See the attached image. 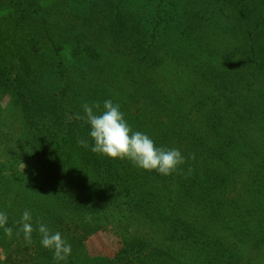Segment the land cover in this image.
Masks as SVG:
<instances>
[{
	"label": "trees",
	"instance_id": "1",
	"mask_svg": "<svg viewBox=\"0 0 264 264\" xmlns=\"http://www.w3.org/2000/svg\"><path fill=\"white\" fill-rule=\"evenodd\" d=\"M148 1L136 0L141 7ZM28 7V0H0V18H7L0 20L1 36V24L15 37L22 24L40 18ZM157 15L141 18L140 25L147 21L142 38L0 42V100L7 99L0 108V141L11 133H3L8 109L21 139L15 155L9 153L15 137L0 145V212L16 235L19 210L33 202L10 209L9 200H45L43 207L55 200L51 211L59 215L32 218L29 245L44 248L37 222L60 232L71 254L59 264H232L246 235L264 245V98L255 97L257 88L248 83L255 49L241 38H228L219 51L203 38H156ZM46 31L43 26L38 35ZM109 99L133 132L195 159L164 176L93 153L90 125L73 117L84 115L85 103H99L94 111L102 112ZM13 159L26 167L22 174ZM123 210L134 217L117 221ZM111 224L120 232L119 252L113 259L88 257L84 241ZM2 235L0 228V247ZM44 252L34 256L35 264H57L51 250Z\"/></svg>",
	"mask_w": 264,
	"mask_h": 264
},
{
	"label": "rangeland",
	"instance_id": "2",
	"mask_svg": "<svg viewBox=\"0 0 264 264\" xmlns=\"http://www.w3.org/2000/svg\"><path fill=\"white\" fill-rule=\"evenodd\" d=\"M167 1L166 5H164V0H153L152 3L148 1L141 7L136 0H121L120 2L118 0H28L29 10H39L40 18L22 24L15 37L8 33L9 28L6 31L5 25L1 24L4 27L2 28L4 35H0V42L7 38H54L64 45H72L83 38L86 40L89 38L88 40L92 41H95V38L99 41L103 38H142L140 29L142 24L147 21L145 19L140 25L141 18L149 17L150 13L157 12V16H160L162 21L159 20L161 25L156 28V38H203L204 44L218 51L228 38H241L242 41H246L248 48L252 46L255 49L257 57L251 69L254 75L248 82L249 88L250 90L257 88V92H254L253 95L255 97L261 95L263 99L264 0ZM169 8L173 10L171 14ZM116 9L121 11L119 18L116 17ZM6 12L3 14L5 15ZM166 13L170 14V17L166 16ZM175 14H177V18L171 16ZM6 19L0 18L4 22ZM43 26L47 27L46 34L38 35ZM159 44H162L161 40H159ZM259 57L261 60L258 59ZM119 58L121 57L117 56L115 67L119 66ZM120 86L121 84H116L114 88L120 90ZM6 105L7 99L2 98L0 108H5ZM7 115L4 114L7 122L3 133H8L9 130L11 133L0 141V145L9 146V137H11V141L15 137L14 143L11 144V152L9 151L12 155L21 149H15L21 143V139L18 138L20 135L18 121L15 120L13 124L10 119L13 117V111L8 109ZM13 160L15 172L22 174L26 167L21 165L19 159ZM235 178L237 177L232 176L231 180L234 181ZM9 202L10 209L21 203L29 205L33 202L31 208H27L33 219L40 215L43 216L42 219L59 215V213L51 211L56 205L53 204L56 202L55 200L53 203L49 202L45 205L49 210H45V206L43 207L45 200L44 202L43 200H9ZM19 212V216H22L24 210L21 208ZM132 216L123 210L115 214L114 218L123 222ZM133 229L136 232V229ZM138 230L141 231V228L138 227ZM130 232L133 231L130 229ZM119 233L116 224H111L92 233L83 243L85 254L90 258L113 259L122 247ZM2 238L4 241L3 246L0 247V264H10L12 260L14 261L12 264H35L34 256L46 254L44 251L47 249L45 248L41 247L42 250H39L37 246L25 245L22 236L12 235L9 238L2 235ZM258 241L260 240L253 237L252 234L246 235L239 248L235 249L237 262L234 263L232 260V264H264V245ZM235 253L232 251L234 258ZM229 255L231 253L226 255V258ZM221 260L224 261L225 257Z\"/></svg>",
	"mask_w": 264,
	"mask_h": 264
},
{
	"label": "clouds",
	"instance_id": "3",
	"mask_svg": "<svg viewBox=\"0 0 264 264\" xmlns=\"http://www.w3.org/2000/svg\"><path fill=\"white\" fill-rule=\"evenodd\" d=\"M100 104L95 103L83 105L84 115L75 114V120H84L90 125L89 135L94 142L91 151L96 154L107 156L111 159H127L138 168L153 171L168 176L175 172L181 165L185 164L186 159H195L194 154L189 157L182 155L177 148L166 149L156 147L154 141L145 133L140 131L133 132L124 114L120 110L119 104H114L112 100L103 102V111L97 112ZM78 144L88 147V143L80 139ZM191 169L189 168V172ZM89 215L86 220H91ZM8 217L0 212V228L6 236L11 238L13 229L6 227ZM31 212L25 210L21 220L18 222L19 230L17 237L23 234V239L27 244L32 243L33 227L31 224ZM38 232L41 235L40 243L48 250L53 252V259L59 264L60 261H66L71 254V245L62 238L60 232H51L46 224L37 222Z\"/></svg>",
	"mask_w": 264,
	"mask_h": 264
}]
</instances>
